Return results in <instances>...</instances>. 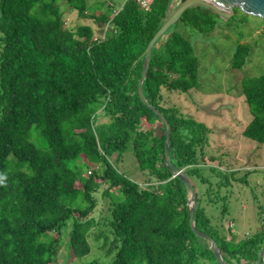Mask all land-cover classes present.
<instances>
[{"label": "trees", "instance_id": "1", "mask_svg": "<svg viewBox=\"0 0 264 264\" xmlns=\"http://www.w3.org/2000/svg\"><path fill=\"white\" fill-rule=\"evenodd\" d=\"M171 3L155 0L145 12L136 0L120 9L112 2L89 7L86 0H0V264H57L64 240L72 264L91 252L94 231L98 241L107 233L111 264H222L210 241L192 229L190 191L181 176L197 194L196 228L216 243L223 262L257 264L264 231L235 243L206 215L199 183L210 181L202 166L216 161L205 151L210 130L164 105V89L200 88L192 43L170 29L152 52L143 84L147 104L139 92L147 47ZM72 11L89 22L68 23ZM218 20L195 7L180 22L208 35ZM250 51L238 45L232 68L243 69ZM241 87L252 116L243 135L263 146L264 74L243 78ZM100 111L109 123L96 124ZM129 148L141 182L111 162ZM209 169L229 186L228 174ZM103 185L109 204L101 223L93 215Z\"/></svg>", "mask_w": 264, "mask_h": 264}, {"label": "rangeland", "instance_id": "2", "mask_svg": "<svg viewBox=\"0 0 264 264\" xmlns=\"http://www.w3.org/2000/svg\"><path fill=\"white\" fill-rule=\"evenodd\" d=\"M127 1L86 0L89 7L95 6L98 2H112L119 9ZM66 17L68 23H72L73 26L89 22V19L78 18L74 11ZM171 30L180 33L192 43L201 61L200 88L183 93L164 89V105L178 109L184 116L203 123L210 130L209 145L205 151L207 157H214L216 161L202 166L206 167L203 169V176L210 181L207 185L199 183V192L205 194L203 205L212 223L230 236L229 240L238 243L264 231V145L260 146L243 135L252 116L241 87L243 78L260 77L264 74V19L241 12L227 21L218 20L216 30L208 35L201 34L182 22ZM240 44L249 45L251 51L244 68L235 70L231 66V60ZM110 121L111 118L103 111L98 113L97 125ZM159 126L158 122L154 123L155 128ZM116 158L117 155L111 162L120 172L141 182L142 172L132 149L129 148L119 161H116ZM209 168H218L219 171L228 174L229 186L226 185L228 182L226 177L213 173L214 171ZM233 173L235 177L231 179L230 174ZM105 189L107 186L103 185L97 194L99 207L93 215L101 223L105 219L109 204V201L102 199L101 196ZM232 226L233 233L230 232ZM92 233L91 252L83 258L72 260V264L94 260L102 264L112 263L115 253L109 254L106 251L107 247L104 248L107 233L99 241L95 238L97 232ZM70 261L67 241L64 240L57 264H68Z\"/></svg>", "mask_w": 264, "mask_h": 264}, {"label": "water", "instance_id": "3", "mask_svg": "<svg viewBox=\"0 0 264 264\" xmlns=\"http://www.w3.org/2000/svg\"><path fill=\"white\" fill-rule=\"evenodd\" d=\"M195 7L205 8L211 11L213 14L217 15L220 19H223L225 21L235 17L236 9H240L246 15L264 19V0H172L168 19L165 21L164 25L160 28V30L151 40L146 50L143 76L139 83V92L142 100L146 104L147 101L143 97V84L148 76V72L152 60V52L155 45L158 43L159 40H161L166 35V33L172 27H174L176 24L180 22L183 14L187 10ZM149 107L152 109V111L157 115L159 119L167 123L166 118L153 105H150ZM170 138H171V127L168 125V133L165 144L166 161H169ZM177 174L180 175L182 174V172H179ZM181 177L183 178L186 186L190 191L188 205H189L190 217H191L190 222L193 231L197 235L202 236L210 241L213 250L215 251L216 257L219 259V261L222 264H225L220 255L219 248L216 246V243L208 235L197 230L194 222V211L197 205V194L192 183L185 176H181ZM263 256H264V248L260 254V258L257 261V264H261V260Z\"/></svg>", "mask_w": 264, "mask_h": 264}, {"label": "built area", "instance_id": "4", "mask_svg": "<svg viewBox=\"0 0 264 264\" xmlns=\"http://www.w3.org/2000/svg\"><path fill=\"white\" fill-rule=\"evenodd\" d=\"M137 3L139 4L140 8L148 12L151 10L152 5L154 4L155 0H136Z\"/></svg>", "mask_w": 264, "mask_h": 264}, {"label": "clouds", "instance_id": "5", "mask_svg": "<svg viewBox=\"0 0 264 264\" xmlns=\"http://www.w3.org/2000/svg\"><path fill=\"white\" fill-rule=\"evenodd\" d=\"M0 179H2V178H0Z\"/></svg>", "mask_w": 264, "mask_h": 264}]
</instances>
